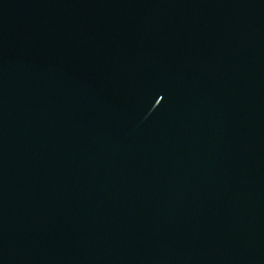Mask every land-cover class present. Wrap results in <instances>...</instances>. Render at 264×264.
Masks as SVG:
<instances>
[{"label": "water", "instance_id": "water-1", "mask_svg": "<svg viewBox=\"0 0 264 264\" xmlns=\"http://www.w3.org/2000/svg\"><path fill=\"white\" fill-rule=\"evenodd\" d=\"M0 264H264V0H0Z\"/></svg>", "mask_w": 264, "mask_h": 264}]
</instances>
